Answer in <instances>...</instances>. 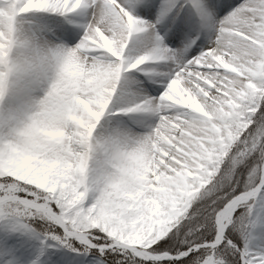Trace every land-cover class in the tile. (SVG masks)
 Instances as JSON below:
<instances>
[{
	"label": "snow or ice",
	"instance_id": "1",
	"mask_svg": "<svg viewBox=\"0 0 264 264\" xmlns=\"http://www.w3.org/2000/svg\"><path fill=\"white\" fill-rule=\"evenodd\" d=\"M11 4L12 11L0 18V64L10 71V53L47 34L55 41L48 51L61 66V76L72 61L79 63L82 75L74 82L71 118L39 159L36 181L0 173L5 228L34 238L42 251L76 254L57 256L49 264H264V166L253 163L236 173L227 190L213 182L222 153L231 159L233 172L254 155L264 157V0L235 5L233 0H161L159 6L154 0H128L126 6L123 0ZM137 7L150 18L155 11V19L127 10ZM77 10H90V20L74 24L70 17ZM37 14L61 19L49 22ZM166 24L168 43L182 42V47H167L158 32ZM141 33L151 34L152 47L128 58L129 42ZM201 37L205 42L197 44ZM160 61L170 62L171 68L145 75L163 91L114 111L123 74ZM7 76L0 72V80ZM190 100L205 108L215 104L218 119L210 126L215 132L196 136L183 124ZM132 113L148 114L154 123L125 140L155 145L167 153L162 159H177L182 195L167 208L145 203L115 221L100 222L74 192L76 176L92 126L106 116ZM211 141H223V149ZM213 147L209 159L206 153ZM0 151L7 170L10 149L0 145Z\"/></svg>",
	"mask_w": 264,
	"mask_h": 264
},
{
	"label": "clouds",
	"instance_id": "2",
	"mask_svg": "<svg viewBox=\"0 0 264 264\" xmlns=\"http://www.w3.org/2000/svg\"><path fill=\"white\" fill-rule=\"evenodd\" d=\"M11 11V0H0V18H6ZM53 43L44 34L32 46L10 53L14 65L10 71L0 64V72H8L7 79L0 80V145L11 152L5 170L0 151V173L7 171L25 182L36 181L39 159L63 135L62 129L71 118L69 113L74 110V82L82 75L79 63L72 61L63 67L61 76V66L48 51ZM188 105L190 113L183 124L192 135L216 131L210 127L218 119L214 103L205 108L190 100ZM98 125L101 121L89 132L90 141L73 189L80 200L91 205L93 217L100 222L115 221L119 214L132 213L145 203L167 208L170 201L182 195L175 173L177 159H162L167 153L155 145L125 140V136L136 134L118 128L98 129ZM210 143H219L223 149V141ZM215 151L213 147L206 156L211 159ZM253 163L264 166V157L254 155L233 172L231 159L222 153L213 182L221 190L230 189L236 173L246 172Z\"/></svg>",
	"mask_w": 264,
	"mask_h": 264
},
{
	"label": "bare ground",
	"instance_id": "3",
	"mask_svg": "<svg viewBox=\"0 0 264 264\" xmlns=\"http://www.w3.org/2000/svg\"><path fill=\"white\" fill-rule=\"evenodd\" d=\"M159 1H161V0H154V3L157 6H159L161 3ZM238 1H240V0H233V4L235 5ZM176 3L178 4L179 0H176ZM123 4L126 6L128 4V0H123ZM127 10L132 11V13L134 15H140L141 17H143L141 15L138 7L135 9H127ZM173 11H175V10H173ZM184 14H185L184 12H181V16H184ZM37 15H38V17L40 15H44V19L48 20L49 22L54 20V19H61L58 17L47 16L46 14H37ZM152 16H153V20H154L155 16H156V12H154V14ZM90 18H91V11L90 10H77V12L73 13L70 17V19L73 21L74 24L87 23L90 20ZM158 31H165L162 35L165 37V44L175 46V47H182V42H178L177 45H172V44L168 43V35H170V33L168 35H166L167 30L166 29L164 30V25L159 26ZM134 40H135V43L130 41L129 46L126 49V53H127L128 58L134 59L137 55L143 54L145 49L152 47V37H151L150 33L138 34L137 37L134 38ZM202 42H204L203 37H201V40L197 41V44H200ZM190 54H191V52H189V55ZM164 64L165 65L166 64L171 65V63L167 62V61L155 62L156 67L151 72H161V70H159V67L164 65ZM145 65L140 66V68L137 70L123 74V76L121 78V82L117 88V93L113 98V102L116 106L136 102L138 98H140L144 95H148L149 93H151L153 96H158L160 94L159 90L162 88L160 86V84L159 83H157V84L149 83L148 79H147V85H146L147 91L141 90V92H137L135 90H130L128 86H129V84L133 83L132 82L133 80H129L128 84L125 83V80H124L125 77L140 75V69L143 68ZM153 78L159 80V77H153ZM153 93H155V94H153ZM152 123H154V120L148 114L132 113V114H129L128 116H124V115L117 116V117L106 116L105 119H103L101 121V125H98V129L118 128V129H123V130L129 131L130 133H133V134H142L143 132L147 131L148 126H150ZM127 124L129 127H127ZM258 196H259V194H258ZM35 242H37V241L33 238V240L30 242L31 244L29 243V245L26 246L28 248L26 255L32 256L34 258L33 260H29V261L23 260L24 258L22 255L16 254L14 256L9 257L8 264H31L32 261H38L39 264H48L46 261L47 256H51V254L54 257L63 255V256L68 257L69 259H71L72 257H74L76 255V254L71 253V252L69 253L63 249H60L59 251H55V252L52 250H48L45 252V251L41 250L39 245L36 247ZM48 253H50V254H48ZM1 262L2 261H0V264H1Z\"/></svg>",
	"mask_w": 264,
	"mask_h": 264
},
{
	"label": "rangeland",
	"instance_id": "4",
	"mask_svg": "<svg viewBox=\"0 0 264 264\" xmlns=\"http://www.w3.org/2000/svg\"><path fill=\"white\" fill-rule=\"evenodd\" d=\"M240 2H241V0L238 1L236 4H238ZM136 16H140V15H136ZM141 18L145 19V20H153V16L151 18L150 17H146V16H143ZM165 29L168 31V25L167 24L164 25V30ZM158 32H159L160 35H163V33L165 31H158ZM167 47L174 48L175 46L167 45ZM171 66L172 65H170V64H166V65L164 64V65L159 67V70H161V72H166V71H168L171 68ZM155 67L156 66H155L154 62H148L143 68L140 69V75L125 77L124 80H125L126 84H128L129 80H133L132 81L133 83L129 84V86H128L129 89L130 90H135L137 92H141V90L147 91L146 85H147V79L148 78L146 77L145 73L151 72L152 70H154ZM162 91H163V89L161 88L159 90V93L162 92ZM149 94L147 96H149V97L153 96L151 93H149ZM153 94H155V93H153ZM138 102H139V98L137 99L136 102H133V103H129V104H125V105H117L113 110L114 111H119V108L121 106H131V105H133L135 103H138ZM127 127H129L128 124H127ZM259 198L260 197L258 196L257 199H259ZM31 239L33 240V238L29 237V236H25V235L15 234V233L9 232L5 228L3 222L0 221V261H2L1 264H7L8 260H9V257L10 256H14L16 254L17 255H22L23 258H24L23 260H27V261L33 260L34 258L32 256H30V255L27 256L26 255L27 251H28V248L26 246L29 245V243L32 241ZM38 245H39L38 241L35 242V246L37 247ZM63 250H65V249H63ZM48 254H50V253H48ZM50 259H55V257L52 256V254H51V256H47V260L46 261H47L48 264H49Z\"/></svg>",
	"mask_w": 264,
	"mask_h": 264
},
{
	"label": "trees",
	"instance_id": "5",
	"mask_svg": "<svg viewBox=\"0 0 264 264\" xmlns=\"http://www.w3.org/2000/svg\"><path fill=\"white\" fill-rule=\"evenodd\" d=\"M37 223H39V222H37Z\"/></svg>",
	"mask_w": 264,
	"mask_h": 264
}]
</instances>
